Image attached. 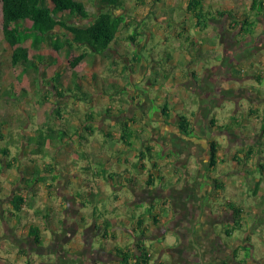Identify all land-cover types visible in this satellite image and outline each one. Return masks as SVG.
I'll use <instances>...</instances> for the list:
<instances>
[{
	"label": "rangeland",
	"instance_id": "obj_1",
	"mask_svg": "<svg viewBox=\"0 0 264 264\" xmlns=\"http://www.w3.org/2000/svg\"><path fill=\"white\" fill-rule=\"evenodd\" d=\"M84 1L94 15L104 10L101 0ZM125 1L127 4L128 25L124 28L123 33H130L135 30L134 32L138 33V40H141V43L143 42L142 44L139 42L137 45H133L132 41L120 39L119 44L115 46L117 49H115V51L109 50V57H101L95 55L89 48L83 46L77 47V45H75L70 51L68 49L55 50L53 48L54 41L52 44L46 42L40 51L43 55L38 57V59L42 60L39 61L40 64L41 62L42 64L38 70L34 68H26L27 70H24V66L13 67L11 65L10 59L13 48L5 42L3 37L0 2V133L4 135V139L0 137V142H2L0 145H6V142L9 141L10 151L8 155L2 156V162L6 163L8 160L14 161L11 167L5 166L2 175H0V256L5 257V254L9 253L7 255L9 256L11 263L26 264L25 258L27 256L32 261L33 256L34 259H36V257H40V254H42V256L46 257L45 259L43 258L44 260H42V262L41 260L37 261V263L29 261V264H54L53 260L54 258L56 259L57 252L62 250V247L67 244L68 248L66 249L70 253L67 255V258L71 264H92V261L89 260L90 256L94 253L89 251V247L92 239L97 236L98 231L97 228L94 230L93 227L84 230L82 229L83 226L88 225V223H82L80 214H77L81 209V206L77 201L72 203L69 213H67L64 218V223L60 225V228L56 231H52V224L56 223L60 214L53 213L51 214V217L47 218L44 215L37 216L34 211L40 207L44 209V212L49 207L55 209L57 207L54 206L53 199L63 198L78 200V192H85L82 183L78 182V178L81 177L79 174V162L77 163L81 158L79 156L80 153L84 150L83 146L90 143V149L95 153H100L103 137H95L97 134H101V129L99 127H106V129L117 132L118 123L119 120H121L120 117L110 118L106 115L101 116L99 114V112L109 105L108 103L113 104L116 102H125L124 108L126 110V115H130L134 112V106H137L138 109L136 110L138 112L146 114L148 104H144L141 97L140 99L137 97V101H132L128 95H123L119 90L111 88H109L108 91L112 90V94L114 95L113 99H110L108 95L103 93V88H108L110 84H121V82L125 84L128 80L129 84H127L130 94H136L135 91H132L133 87L137 84L136 77L134 76L125 79L123 77L124 74L121 73V66L123 63L127 62V58L125 57L128 55L132 57L135 51L142 52L141 55L146 59L147 64L150 67L153 65L155 68L158 67L157 70L155 69L158 73L155 74V71L146 73L143 81L141 80L142 83L136 85L135 88L137 91H145V89H147L145 83L149 79L156 84V82H158L157 76L160 75L162 79L159 82V85H157L159 87L152 88L153 95L162 98H169L170 96L171 98H174L175 95L172 93L166 94V97L163 96V94L171 89H178V86L181 85V81H183H180L179 77H183L187 74L188 70L186 69V66L190 65L192 61L193 63L203 66L202 69H208L204 70L206 71L205 73H203V70H199L202 75L206 74L204 79L205 82H208L209 78L212 76L211 81L209 82L210 85L215 82L219 85H231L235 88L234 90L226 91L224 101L221 105L218 103L221 99L218 97L210 103V106H213L212 109H200L197 119L194 120V131L190 136L193 138L198 137L197 142L200 141L199 143L206 142V144H208L209 139L212 137L215 138V140L220 141L221 147H219V149L221 157H228V159L224 158L225 161L227 160L226 164L232 163L236 165V167L231 166L227 170H225L224 166V169L220 171L221 174H228L232 183H236V187L235 192H233L229 185L225 188V193H222L219 198L216 196L218 200L215 202L216 206L221 205L225 207L226 200L236 201L239 197L242 198L241 196L246 197L245 204H247L249 201L247 196H250L251 198L254 197L253 189L248 186L249 183H241L242 180L238 177L240 176L241 171H246V169L243 168L245 163H243V165L239 164L242 162V160L239 162V159L243 157L240 156L238 161L230 159V157H232L230 150L231 146L235 144H239L240 146L243 142L248 141L249 138L253 141L254 139L251 138L252 136L244 138L243 135L238 134V136L236 135L234 138H231L232 140L230 139V142L228 135L223 134L227 132V129H218L217 127L211 126L209 122V119H211V113H209V111L215 113L214 117L217 119L218 124L226 125L224 128H227L228 124L229 131L233 130L234 123L230 122L234 119L233 109H236V102H242V100H245L242 95L238 93V90L246 88L245 90L248 92V86L252 81V79H248V76L243 75L246 72V68L243 67L244 61L242 60L245 59L247 62L250 61L248 59H251V61H253L251 63V69L254 67V64L264 66V55H262L264 54V47H262L263 43L260 42L264 29V18L261 17L262 15L257 16L255 11L251 9L250 5L252 0H208L207 2L210 4L209 8L212 9L231 8L233 13L240 14H243V11H249L255 19L258 27L254 37L245 38L240 43L237 42L239 30H235L230 25L227 27L228 18H218L215 31L214 28H212L207 31V34L202 36L203 39L212 38L214 42L206 43V46H203L204 49L200 50L199 44L198 47H194L191 43V39H186L187 37L184 38L183 36H180V33L184 32L183 23L179 20L186 21V24L193 22V18H185L186 14H183V6L186 5L187 0H177L178 4L174 5V8L168 4L169 0H155V4H153L154 0ZM146 8H149V12L147 13H145ZM65 15L67 17L70 16L68 13ZM70 18L71 21L76 23H87L73 16ZM163 23H169L170 27L165 26L166 24L163 25ZM216 34L219 35L218 38ZM257 39H259V41ZM82 49L87 50L88 55L75 70L79 76L83 77L82 82L84 88L88 90L90 96L88 100L80 101L71 96L72 93H70L68 89L73 88V69L70 66V60ZM184 53L191 54L192 59L186 60L184 57L178 58V56ZM199 53H205L206 56H198ZM208 53L210 55H208ZM31 54H37V51L31 49ZM258 58H261L259 63L256 62ZM229 59H232V61ZM180 61L185 62L182 64ZM226 66L229 68L233 67L235 71H233V74H230V70L227 67L226 74L222 75L221 73V78L218 79L217 82V79H214V76H216L214 74L215 70L219 69L216 71L219 72ZM239 69L243 70V74L236 75L235 72ZM241 70L240 73H242ZM94 73L97 74L96 78L93 77ZM232 75H234V78L229 79ZM54 76L55 78L52 79ZM238 77L242 80L237 79ZM155 79H157V81H154ZM54 85H56L58 89H64L63 96L58 94V91L53 87ZM260 88L261 87L259 86V92L261 90ZM6 91H10L11 94H6ZM237 93L240 96L239 98L238 96H235ZM194 96L195 99L198 100L199 97H202L204 104L207 101L210 102L207 97H204L203 93L201 96V93L197 92V94L190 96L189 99H184L181 104L182 107H187ZM230 96H232V98H230ZM246 98H248V96H246ZM217 104L219 105L216 106ZM198 106L199 104L195 103L192 107L195 109ZM57 107L60 108V116H56L54 113ZM157 107L158 106H156V108ZM262 111H264V106ZM86 113H93L96 117V119L91 121L95 124V126H93L94 136L91 138V141L84 140L83 142L80 136H73L72 139L68 140V143L62 144L58 148H53L54 150L50 148V155L44 159L37 158V161H35L36 158L29 154L31 142L28 137L35 134L38 127L43 126L46 122H49L50 124H58L60 126L63 124H71L75 126L91 124L90 122L85 123ZM158 113L159 109L155 111L154 118H158ZM205 116L208 118L206 119ZM144 122V132L148 135V121L145 119ZM82 132L90 134L85 130V127L82 128ZM245 134H254L257 136L255 142L264 140L259 136L260 133H257L252 127L247 130ZM148 137L154 142H156V139L159 140V138L156 135H153L152 132H150ZM109 144V149L111 151L115 150V147H117L114 143ZM159 145L160 146H157V149L163 148V144ZM169 147L171 146L169 145ZM86 151H88V148H86ZM263 154L264 152L262 155ZM98 158L99 156H97V159ZM171 158L172 157H165L163 160L165 162V170H173L174 161L172 163L170 161ZM256 159L257 160L254 163L248 164L246 167H252L253 169L259 167L257 164L259 159ZM184 160L183 157H179L176 159L175 164H183ZM43 161L56 162V166L62 171L61 179L51 188L48 187L46 189L41 186H36L31 191H27L25 194L29 197V202L32 204V207H24L20 213V219L12 220L9 224L10 228H6L3 216L8 215L9 211L13 209L11 203L13 194L22 189L24 177L27 176L26 171L32 169L30 167L34 162L37 163ZM195 161L196 157L191 156L189 164L185 167V171L190 174L189 177H191V181L196 172ZM180 168L183 169L184 167ZM146 173L147 171H144L142 179L147 177ZM248 174L253 181L263 176L259 169ZM182 181L180 190L168 185L170 188L164 189L163 191L159 186H156L150 192H147L146 185L141 184L139 186L142 188L136 199L138 204H141L142 202L152 204L151 202L156 198H159V196L164 198L165 195L168 197L167 199H169V205L167 204V207H169L168 211L162 214L163 224L153 230L150 238H156L162 229L166 230V235L158 239L159 242L156 241V245L153 240L146 241V245H151L153 248L155 259L153 264H217V254L215 253L214 247L222 246L225 248L227 247L226 245H228L226 242H228L229 245H235V243L238 244L241 239L243 240V243H249L248 241H250L249 245L246 244V247H242V250L244 251L242 252L243 257L241 258L248 255L250 256V259H254L264 254V204L261 205L263 208L262 211L255 207H249L245 210V217H249L246 225H250V227L252 226V229H248V227L243 231H236V238L232 240V237L227 236L224 232L225 223L233 221L231 214H226L221 218L218 217L217 221L209 219L204 212L206 210L210 211V208L206 204H201L202 195L201 193L196 194V183L187 186L185 180ZM159 182L160 181L157 180V184H159ZM111 186L112 185H110L109 188L110 199L112 197L115 198L117 194L121 197L123 194L124 197L131 199L130 201L128 200V203L124 200L121 207L124 217H131L130 213H133V210L136 209L135 203H130L135 198V196L131 197V194L134 195V191L127 188L115 191ZM187 193H190L191 197L188 198V202L182 204L183 198H186ZM103 197L104 195L102 198ZM209 200V197H207L205 203H208ZM111 202L115 203L114 199H112ZM143 209L144 208L142 207L139 210L142 212ZM170 212L173 214H170ZM196 222L201 224V226L199 225L196 227ZM126 224L129 226H136L133 221H127ZM31 225H38L41 228L40 235L43 237L44 242L42 245L36 244L34 238L30 236L29 232ZM193 225L194 228H196L194 234V228L191 229ZM71 239L77 240L70 241ZM173 239L176 241L174 242ZM111 243H115L114 240L109 244L111 245ZM161 243L170 249V251H168L167 248H161ZM119 246L123 247L122 244ZM20 248H24L25 251L23 252L22 250L20 253L17 252ZM175 248H177V251L174 250ZM200 248L201 250H198ZM229 248L230 246L227 247V249ZM65 252L66 250H63L62 254H65ZM164 252H166V256L163 255ZM96 254L97 256H100L99 252H96ZM102 258L107 262H110L111 259L116 261L119 260L116 254L106 257L102 256ZM219 258L226 259L227 257L225 254H222ZM228 263L230 264L231 262L228 261ZM249 264L254 263L250 262Z\"/></svg>",
	"mask_w": 264,
	"mask_h": 264
},
{
	"label": "crops",
	"instance_id": "obj_2",
	"mask_svg": "<svg viewBox=\"0 0 264 264\" xmlns=\"http://www.w3.org/2000/svg\"><path fill=\"white\" fill-rule=\"evenodd\" d=\"M207 1L208 0H204L206 9H209L214 13L217 10H228V11H230V13H233L231 8H226V9L209 8L210 4H208L209 2H207ZM155 3H156V1L154 0L153 4H155ZM187 3H188V0L186 2V5L183 6V9H184L183 14H186L185 18H193V22L186 24V21L179 20L181 23H183V32H184V33H180V36H183L184 38L187 37L186 39H191L192 40L191 43L194 47L195 46L198 47V44H199V49L203 50L204 49L203 46H206L205 45L206 43L214 42V40L212 38L203 39L202 36H204V34H207V31H209L212 28H214V31H215V28H216L215 26L217 24L216 22H218L217 20L220 17L210 19L208 26L205 28V30L201 31L196 24L195 18L187 10ZM168 4L174 8V5H177L178 1L177 0H169ZM147 12H149V8H146L145 13H147ZM244 12L249 13V11H247V10L243 11V13ZM233 14H236L237 17H239L241 15L240 13H233ZM261 17L264 18V14ZM225 18L229 19L227 27L229 25L231 27H233L234 22L232 21V18L228 17V16H225ZM165 24L163 23V25L170 27L169 23H165ZM261 28H262V26H261ZM122 33H123V31H122ZM216 35L218 38L219 35L218 34H216ZM240 38H241V35H239L238 39H240ZM126 41H128V40H126ZM198 42H202V43H198ZM140 43H141V40H140ZM208 55H210V54L208 53ZM262 55H264V54H262ZM262 55H260V56H262ZM198 56L203 57V56H206V54L205 53H199ZM180 57H184L186 60L192 59V55L189 53L181 54L180 56H178V58H180ZM125 58H127L126 59L127 65H130L134 62L135 55L133 54L132 57H130V55H128ZM263 59H264V56H263ZM248 60H250V61L246 62L245 59L242 60V61H244L243 67L246 68L245 69L246 72H245V74H243V72H242L243 70L239 69V71L241 70V72H242L239 74H243L244 76H248V79H252V81L250 82L251 84L248 86L249 87V89H248L249 94H248L247 90H245L246 88H242V89L238 90V93L241 94L245 100H242V102L241 101L236 102V109H233L234 119L230 121V122L234 123L233 130H231V131L227 130V132L223 133V134L228 135L229 140L231 138H234L236 135L238 136V134L243 135L244 138L245 137L248 138V136H252L251 138L254 139V141H253L252 139L249 138L248 141L243 142L240 146H239V144H235V145L230 147L231 148L230 149L231 155H232V157H230V159L238 161V159L241 156L243 158L239 159V162H240V160H242V162H240V163L238 162V163L242 164V165H243V163H245L243 168H245L246 171H241L242 173L240 172V176H238L242 180L241 183L247 182V183H249L248 184L249 188L253 189L254 197L251 198L250 196H247V199L249 200L247 204H245L246 197L241 196L242 198L239 197L236 201L235 200H226L225 201V204H226L225 207H227V208H225L221 205L216 206L215 202L218 201L216 196H218V198H219V196L222 193H225L224 190L229 185L231 186V189L233 190V192H235V187H236V183H232V181L230 180V177H228V174H221L220 171L222 169H224V166H225V170H227L231 166L236 167V165L232 164V163L226 164L227 160L225 161L224 158L228 159V157L227 156L224 158L221 157L220 149L218 148L217 155H218L219 159H218L217 166H215L214 168H210L208 165V162L210 159V154H209L210 153V142H212L213 140L215 141V138H213V137L210 138L208 141V144H206V142L205 143L204 142L199 143L200 141L197 142L198 137L193 138L192 136H184L179 131L178 126H177V124H178V120H177L178 113H182V114L186 113L188 115H192L193 111H195L196 112L195 116H192V119L194 121L197 119L200 109H212L213 108L212 105L210 106V103L213 102L214 99L218 98L217 94H219V93L221 94V96H220L221 102L220 101L218 102L221 105L224 101V98H225L224 92H226L228 90H234L235 88H233L231 85H229V86L224 85V84L219 85L218 83L216 84L215 82H213V84L210 85L209 82L211 81L212 76L209 78L208 82L207 81L205 82L204 79L206 77V74L202 75L199 72V70H201V71L203 70V73H205L206 71H204V70H208V69H202L203 66H200L197 63H193V61H192L190 65L186 66V69L188 70L187 74L183 77H179L180 81L181 80H183V81H181V85L178 86V89H171L167 93L163 94V96L166 97L167 96L166 94L172 93L175 95L174 98H171V96L169 98H162V97H157V96L153 95L152 88H158L159 87L157 85H159V82L162 79V77L160 75L157 76L158 82H156V84H154L153 81H151L149 79L145 83L147 85V89H145V91H137L135 87L137 84L142 83L141 80L143 81L146 73L151 72V71H155V69L156 70L158 69V67L155 68L154 65L150 67L147 64L146 59L143 58L142 62L136 64L135 66H133V65L130 66V69L127 72V74H128V78H132L134 76L136 77L135 79H136L137 84L132 89V91L136 92V94L133 95L136 97L134 101H137V97H139L138 99H140V97H141V99H143V103L148 104L147 111H146V115H147L146 121H148V126H149V132L147 133L148 135H146V133L144 132V127L140 128L138 125H136L135 127L139 128V129H143V134L146 137V140L144 138V144L145 143L150 144L153 147V150L155 152L163 149L161 158H155L157 160V166L155 167L157 172H155V175H154V180H155L154 186L150 187L147 185L149 170H150V168H152L153 162L147 160V166L145 169L134 167L133 163H135L137 160V155H138L139 150L136 149V150L127 151V152H119V150L121 149V147H120L121 145L116 143L115 141L111 140L110 138H108L106 136L105 130L106 131L109 130L110 132H113L115 135H118V133L120 132V127H119L120 122L118 123L117 132L111 131L110 129H106V127L105 128L99 127L101 129V134H97L95 137H97V138L103 137V140L101 142V147H100V153H95L93 150H91L90 149L91 148L90 143L83 146L84 150H82V152H81L83 154V156L80 153L79 156L81 158L79 161H77V163L79 162L78 163V166L80 167L79 174L81 177V178H78V182L82 183L83 190L87 193L88 192L90 193L92 190H98V191L99 190H105L106 193L104 194L103 198L101 196L100 198H98L97 202H93V203L82 202V200H80L79 198H77L78 200L57 198V199L52 200L54 206L57 208L54 209L52 207H49V208H47V210H45V212H44L43 208H41V207L37 208L38 210L40 209L43 211V215L48 213L50 215L49 217H51L52 216L51 214H53V213L60 214V216L57 218L56 223L52 224V231H56L57 229L60 228V225H62L65 221L64 220L65 216L70 211V206L72 205V203L74 201L75 202L77 201V203L81 206V209L77 212V214H80V219H81L82 223H84V224L88 223V225H84L82 229L84 230L86 228L93 227L94 230H95V228H97V231H98L97 236L92 239V242H91L90 247H89V251L90 252L92 251L94 253L90 256L89 261H92V264H118L119 261L112 260V259L110 260V262L104 261L102 256L106 257V256L113 255V254L115 255L116 254V248L120 244H122L123 247H128V248L133 249L135 242L137 240L143 239V237L141 236V233H140V229L138 228V225H137V222H138L137 216H139L141 213H143L144 209L151 204L148 202L147 203L142 202L141 204H138V202H136V199L138 198V193L141 192V188H142L139 186L141 184L146 185L147 192H150L156 186H159V188L162 189V191L164 189H167L170 187L178 188V190H180L181 184L183 182L182 180H185L187 186H191L192 184L196 183L197 187H196L195 192H196V194L201 193V195H202L201 204H206L210 208V211L206 210L204 212L209 217V219H214L215 221H217L218 217L221 218L222 216H224L226 214H231V217H232L233 216L232 210L227 205L229 203H234L236 206L242 208V210H243V214H242L243 219H244L243 220V224H244L243 230H245L248 227H249L248 229H252V226L250 227V225H246V223L249 220L248 219L249 217H245V210L249 207L258 208L261 211L263 209L261 205L264 204V167H262V164H264V156H263L264 154L262 155V153L264 152V144H263L264 140L259 141V142H255L257 136H255L254 134L253 135H246L245 132H247V130H249L252 127L255 131H257V133H260L259 136L262 139H264V136H263V134L259 128L261 121L264 120V111H262V108L264 106V66H262V65L258 66V64H254V67L251 69V63L253 61H251V59H248ZM260 60H261V58H258L256 60V62L259 63ZM185 61H183V62H185ZM176 62H178V61H176ZM180 62L183 64L182 61H180ZM238 67H239V65H238ZM231 68H233V67H231ZM156 73H158V71H155V74ZM230 74H231V71H230ZM257 74L262 75V77H261L262 81H258ZM232 78H234V75H232L229 79H232ZM214 79H217V82H218V78L216 76H214ZM237 79L242 80L239 77ZM154 81H157V79H155ZM245 81H247V80H245ZM127 83H128V80H127V82H125V84H123V82H121V84L123 86L126 85ZM258 84L261 87L260 92L258 91V89H259ZM250 91H252V92H250ZM197 92L198 93L200 92L201 96L203 93L204 97H207L210 102L207 101L204 104V102L202 101L203 100L202 97H199V100H198V99H195V96H194V98L191 100V102H189L187 107H182V105H181L182 101L184 99H189L190 96L197 94ZM238 93L235 94V96H238V98H239L240 96ZM142 94H143V98H142ZM246 96H248V98H246ZM231 97L232 96H230V98ZM207 98H206V100H207ZM195 103L199 104V106L194 109L192 106H194ZM240 103H242V104H240ZM108 104L109 105H107L106 107H108V106H110V107H112V106L113 107H116V106L117 107H124L125 102H119V103L116 102L113 104L112 103H108ZM165 104H168V106L171 109H173L170 125H168L167 123L164 122V120L162 119L161 112L158 113V118H154L155 111L158 109L160 111L161 107ZM219 104H217L216 106H218ZM156 106H158V107L156 108ZM251 108L259 109L260 112L258 113V115L251 114L250 113ZM136 109H138L137 106H134V112L131 113L129 116H132L134 114L139 115L140 112H138ZM209 113H211L210 114L211 118L214 117V115H215L214 112L209 111ZM55 115H56V113H55ZM85 116H86V114H85ZM207 118L208 117H206V119ZM237 122H239V124H236ZM86 125H87V127L92 125V128H93V126H95V124H86ZM150 132H152L153 135H156L159 138V140L156 139V142H154L153 140L149 139L148 136H149ZM2 135L3 134L0 133V137L2 139H4V135L3 136ZM85 135L86 136L84 138H82L83 142H84V140L91 141V138L94 136V130L90 134L86 133ZM33 136H34V134L30 137H33ZM231 140H230V142H231ZM216 141H218V140H216ZM14 142H15V140H14ZM218 142L220 143V147H221V142L220 141H218ZM0 143H2V142H0ZM109 143L116 144L117 147H115V150L111 151L109 149V146H110ZM144 144L141 145V141H140L137 144V148L145 149ZM159 144H163V148L157 149V146H160ZM169 145L171 147H169ZM2 147H5V144L0 145V148H2ZM8 148L10 151L9 146H8ZM31 148H32V144H31V147L29 148V151ZM86 148H88V151H86ZM251 148L254 149V153L250 159H246L247 158L246 157L247 152ZM97 156H99L98 159H97ZM104 156H105V158H104ZM191 156L196 157L195 168H196V172H197V173L195 172L194 178L192 181H191V177H189L190 174L185 171V167L187 164H189ZM34 157L37 158L36 156H34ZM165 157H172L173 158V159L172 158L170 159V161L172 163L174 161V167H173L172 171H169L168 169L165 170V167H164L165 162L163 161L165 159ZM179 157H183L185 159L183 164H175L176 159ZM256 158L259 159L257 161V164L259 167L254 168V169L252 167H248V166L246 167V165L254 163L257 160ZM127 159L129 161V165L123 166L122 164ZM32 166L30 168H33ZM88 167H90V168H88ZM128 167H129V170H128ZM180 167H184V168L181 169ZM57 169H58V167H57ZM257 169H259L262 172L263 176L261 178L256 179L255 181H253L248 173H251V172L253 173ZM101 170L103 172H101ZM126 170H127V172H126ZM141 171H143V172H141ZM144 171H147V173H146L147 177L142 179L143 175H144ZM98 172H101L102 175H100L99 177H96L95 173H98ZM112 174H113V177H109ZM141 174H142V176H141ZM159 176H163L164 178L161 179ZM169 176H171V177H169ZM179 179H180V182L177 183V181ZM157 180L160 181L159 184H157ZM48 182L50 183V181H48ZM136 184H138V185H136ZM55 185H56V183H55ZM110 185H112L111 187L115 191H119L120 189L124 190L125 188L132 189L134 191V195L131 194V197L135 196V198L130 203L134 202L136 209L133 210V213H130L131 217H128V216L124 217L122 210H121V207L124 203L123 201L125 200L128 203L131 199H129L128 197H124L123 194H122V197L119 194H117V196H115V198L112 197L110 199L109 198ZM168 185L170 187H168ZM36 186H41V187H44L46 189L48 187L51 188L50 186H47V184H44V183H38L33 188H35ZM53 186H54V184H53ZM33 188H31L30 191ZM190 197H191L190 193H187L186 198H183L182 204H184V202H188L189 201L188 198H190ZM207 197H209L210 200L208 203H205V199ZM167 198L168 197L166 195L164 196V198H161L159 196V198H156L151 203L160 202L161 205L163 206L164 202L167 204L169 203V201H168L169 199H167ZM112 199H114L115 203L111 202ZM210 201H212V202H210ZM96 205L98 207V210H97V214L94 215L93 211H94ZM33 207H35V206H33ZM142 207L144 209L141 212L139 209ZM36 210L34 212H36ZM156 210H157V212H160V218H161L160 223L161 224L158 225V227H159L163 224L162 214H164V213H161L160 208H158ZM171 213L172 212H170V214ZM135 214H139V215H135ZM36 215L41 216L38 214H36ZM202 216H203V214H202ZM171 218H172V215H171ZM83 219H85V221H83ZM197 219L199 220L198 217H197ZM106 221H111L113 225H112V229L110 230L108 238L107 237L103 238V236H102L103 223ZM127 221L135 222L136 226L135 225L134 226L127 225L126 224ZM144 221H146V223H148L149 230L147 231V233L149 236L144 238L143 240H145V241L153 240L154 244H155L156 241L159 242L158 239H160L166 235V233H167L166 230L162 229V231L160 232V234H158V236L156 238H150V235L153 232V230L155 229V226L151 223V219L148 216L144 217ZM202 222H203V220H202ZM199 225L201 226V224H198V226ZM158 227H156V228H158ZM134 229H136V231H134ZM231 237H232V240H234L236 238L235 234L232 235ZM42 239H43V237H42ZM74 240H77V239H73V240L71 239L70 241H74ZM112 240H114L115 243H113V244L111 243V245H110L109 243ZM173 241L175 242L176 240L173 239ZM248 242L249 243H245L243 247H246L245 246L246 244L249 245L250 241H248ZM157 244H159V243H157ZM226 244H228V245H226L227 247L230 246L229 249H227V247L224 248L222 246H220V247L215 246L214 247L215 253L217 254V255L215 254L216 255V263L217 264L218 263L219 264H227V262L230 261L231 262L230 264H240L239 260L244 259V258H241V257H243L242 252L244 250H242V248L240 249V251L238 252V258L236 260L234 258L233 253H234V250H235L237 244L235 243V245H233V244L229 245L228 242H226ZM107 245H109V246H107ZM67 246L68 245L66 244V246L62 247V250L57 252L56 259L54 258V260H53L54 264H69L70 263V261L67 258V254H65V255L62 254L63 250H67L66 249V248H68ZM160 247L161 248L162 247L167 248L162 243H161ZM22 250H23V252L25 251L24 248H20L17 252L20 253ZM174 250L177 251V248H175ZM168 251H170V249H168ZM96 252H99L100 256H97ZM7 254H9V253H7ZM7 254H5V257H2L4 259L3 261L7 262L9 264H15V263L10 262V258ZM222 254H225L227 258L226 259L219 258V257H221ZM163 255L166 256V252H164ZM41 256H42V254H40V257H36V259H34V256H33L32 261H31V259H29L28 256L27 257L25 256L26 257L25 263H27L29 261H31L32 263L33 262L37 263V261H40V260L42 262V260H44L46 257L45 256L41 257ZM217 258H219V259H217ZM250 262H252L254 264H264V254L260 255L257 258H254V259L248 258L246 261H244L241 264H245V263L249 264ZM50 264H52V263H50Z\"/></svg>",
	"mask_w": 264,
	"mask_h": 264
},
{
	"label": "trees",
	"instance_id": "obj_3",
	"mask_svg": "<svg viewBox=\"0 0 264 264\" xmlns=\"http://www.w3.org/2000/svg\"><path fill=\"white\" fill-rule=\"evenodd\" d=\"M0 2L3 37L5 42L13 48L10 59L13 67L24 66V70H27L26 68L40 69L42 62L40 64L39 61L42 60L38 59V57L43 55L40 51L46 42L52 44L54 41L53 48L55 50L68 49L70 51L75 45H77V47L83 46L85 48H89L91 52L101 57H109V50L115 51V49H117L115 46L119 44L120 39L132 41L135 45L140 42L138 40V33L134 32L135 30L130 33H122L124 28L128 25L127 4L125 0H101L104 10L100 11L96 15L92 13L91 9L84 0H0ZM250 7L253 11H255L257 16L264 14V0H252ZM187 10L195 18L196 24L201 31L205 30L210 19L216 17L225 18V16H228L231 17L234 22L233 28L235 30H239V35H241L240 39L237 38V42L241 43L245 38L254 37L256 35L257 24L251 13L244 12L239 17H237L236 14L230 13L228 10H217L214 13L211 10L206 9L204 0H188ZM66 13L70 16L67 17L65 15ZM71 16L87 23L80 24L73 22L71 21ZM261 36L262 38L260 42L263 43L264 46V29ZM257 40L259 41V39ZM31 49H35L37 54L32 55ZM141 53L142 52L140 51H135V58L132 64L127 65L126 62L123 63L121 66V73L124 74H122L124 78L128 79V74L126 72L129 71L130 66H135L136 64L142 62L143 56ZM87 55L88 51L82 49L70 60V66L73 69V88L68 89V91L72 93L71 96L80 101L88 100L90 93L84 88L82 82L83 77L79 76L75 69L83 60L86 59ZM229 60L232 61V59ZM227 67L228 66L219 72H216L219 69L215 70L214 74L218 79L221 78V73L222 75L226 74ZM229 70L232 74L233 71H235L233 68H229ZM239 73V70L235 72L236 75ZM96 75L97 74L94 73L93 77L96 78ZM261 77V74H257L258 81H262ZM54 78L55 76L52 77V79ZM128 84L123 86L119 83H112L108 86V88H103V93L108 95L110 99H113L114 95L112 94V90L108 91L109 88L119 90L121 94L128 95L130 99L134 101L136 97L130 94ZM53 87L58 91L60 96H63L62 94L64 89H58L56 85ZM225 93L226 92H224V95H226ZM6 94L11 93L10 91H6ZM220 96L221 94L219 93L218 97L220 98ZM172 111L173 109H171L168 104L163 105L159 111L162 114V119L168 125L171 124ZM54 112L56 115H61L59 107H57ZM259 112L260 110L255 108H251L250 110V113L255 115H258ZM99 114L101 116L106 115L110 118H121V120H119L120 132L118 135H115L109 130H105L106 136L121 145L119 152H127L136 149L139 150L137 160L133 163L134 167L145 169L147 166V160L153 162L152 168L149 170L147 185L150 187L154 186V175L155 172H157L155 169L157 166V160L155 158H161L162 150L155 152L150 144H144V138L146 140V137L143 134V129L135 127L138 125L142 128L147 115L140 113L139 115L134 114L129 116L126 115L124 107L117 106H108L99 112ZM195 114V111H193L192 115L178 113L177 126L179 131L184 136H190L193 133L194 121L192 116H195ZM94 119H96V117L93 113H86L85 123L90 122L93 124L91 121ZM210 124L212 127H217L218 129L229 130L228 124L227 128H224L226 125L218 124L215 117L210 119ZM236 124H239V122ZM84 127L88 133L93 132L92 125L87 127L84 124L79 126L63 124L60 126L58 124H50L49 122H46L43 126L36 129L33 137L28 138L32 144L29 154L31 156L44 159L50 155V148H58L60 145L68 143V140L72 139L73 136H80L81 138H84L86 136V133H83L84 131L82 132V128ZM259 128L264 136V120L261 121ZM140 141L141 145L144 144L145 149L137 148V144ZM8 146L9 141L6 142L5 147L0 148V175H2L5 166L11 167L14 162L9 160L6 161V163L2 162V156L9 154ZM219 147L220 143L218 141L213 140L210 142V159L208 162L210 168L217 166L219 159L217 153ZM252 148L247 152L246 159H250L253 155L254 149ZM81 155L83 156L82 153ZM37 158L35 161H37ZM122 165H129L128 159L124 161ZM32 167L33 168L31 170L26 172L27 176L24 177L22 189L15 192L11 198L13 209L9 211L8 215L3 216L5 221L4 223H6L5 227L8 229L10 228L9 224L12 220L20 219V213L24 207L32 206L29 202V197L25 194L27 191H30V189L38 183H44L47 184V186L52 187L53 184L55 185L56 181L60 180L62 176V171L57 169L56 162L53 161L34 162ZM262 167H264V164H262ZM101 172L103 171L101 170ZM101 172L95 173V176L99 177L102 175ZM109 177H113V174ZM159 177L161 179L164 178L163 176ZM48 181H50V183ZM179 182L180 179L177 183ZM105 193V190H92L90 193L79 191L77 197L82 200V202L93 203L97 202L98 198L103 196ZM227 206H229L232 210L233 221L225 223L224 232L227 236L231 237L236 233V231L243 230V210L234 203H229ZM158 208H160L161 213H165L168 211L169 207H167V203L165 202L163 203V206L160 202L152 203L147 206L143 213H141L138 217L137 225L143 239L149 236L147 233L149 228L146 221H144L145 216H148L151 219V223L155 226V228L161 224L160 212H157L156 210ZM97 210L98 207L96 205L93 211L94 215L97 214ZM36 214L43 215V211L37 209ZM44 216L48 218L50 215L47 213L44 214ZM83 221H85V219H83ZM195 224L197 227L198 223L196 222ZM112 225L111 221L103 223V238H108ZM193 228L194 225L191 229ZM40 230L41 228L38 225L30 226L29 234L34 238L36 244L38 245L43 244ZM193 230L194 234L196 228ZM134 231H136V229H134ZM143 239L137 240L133 249L118 246L116 248V255L119 258L118 264H153L155 262L153 248L151 245L147 246L146 241ZM239 243L233 253L236 260L238 258V252L245 244L242 239ZM65 254L68 255L70 253L66 250ZM248 258H250V256L247 255L244 259H240L239 263H243ZM3 260L4 259L0 256V264H9ZM184 260L187 261L186 259ZM29 263L30 262H27L26 264Z\"/></svg>",
	"mask_w": 264,
	"mask_h": 264
},
{
	"label": "flooded vegetation",
	"instance_id": "obj_4",
	"mask_svg": "<svg viewBox=\"0 0 264 264\" xmlns=\"http://www.w3.org/2000/svg\"><path fill=\"white\" fill-rule=\"evenodd\" d=\"M197 250V249H196ZM198 250H201V248L200 249H198ZM196 252V251H195ZM206 263V262H205ZM227 264H229L228 262H227Z\"/></svg>",
	"mask_w": 264,
	"mask_h": 264
}]
</instances>
